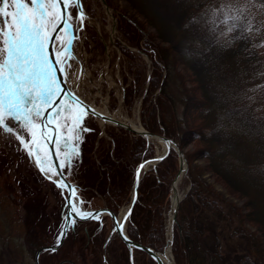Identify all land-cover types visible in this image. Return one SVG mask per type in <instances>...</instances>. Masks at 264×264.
<instances>
[{
  "label": "rangeland",
  "instance_id": "obj_1",
  "mask_svg": "<svg viewBox=\"0 0 264 264\" xmlns=\"http://www.w3.org/2000/svg\"><path fill=\"white\" fill-rule=\"evenodd\" d=\"M148 1L157 8L155 10L151 9L152 13L156 11L154 16H151L152 13L148 11L141 13L140 8L138 6L134 7L129 0H105V2L102 0H83L85 11L89 13V20L86 21L85 28L82 30L83 32L78 36L79 40H76V49L74 50L76 51V55H82L87 67L86 70L91 77L86 78L85 73L82 77L79 74L76 79L79 81L80 92L90 102L95 103L97 106H102L104 104L102 99L106 98V101H108L106 106L109 108V112H116L121 117L129 116L133 119L138 115L142 126H144L148 116L147 110L144 109L146 106L144 97L147 96V99H152L155 102L156 119L159 121L161 117L170 128L175 126V122L172 120L173 116L180 115L182 111L183 93L190 94L194 89L196 91L199 89L196 86L193 70L189 65L190 61H188L192 55L188 51L189 41H181L184 55L187 58L185 63L179 59L177 50L171 44L174 41L171 38V34L175 37L174 33L179 29L176 28L177 21L170 14V11L176 12L174 10L179 5L177 0ZM203 2L205 4L204 8H210L213 11H217L221 4H225L226 8H229L227 11L234 12L233 14L239 17H244L249 22V25H252L251 27H262L260 23H264V0H203ZM140 7L141 9L143 8L142 6ZM206 13L203 8L197 9L198 20ZM144 14L147 15L145 16ZM156 15L157 17H155ZM123 20L128 21L130 25L136 28L137 32H140V37L136 42L132 43L122 30ZM191 25H194V23H191ZM175 28L176 30H172L173 33L170 34L169 30ZM111 32L112 35L110 34ZM259 40L262 43L264 42V29L260 32ZM162 49L166 50V53L169 55L166 62L158 56V51ZM261 52L263 53L260 60L261 70L264 72V48ZM72 60L67 68L69 72L67 80L70 82L75 77V66L77 65V58ZM241 64L242 62L232 55V59H228V66L219 68L218 76L215 80L222 82L225 75L233 77L234 74H237L234 73L236 70L238 73L243 70V67L241 68L240 66ZM157 69L162 71L161 77L163 79V76H165V91H163V94H161L162 91L159 94L160 88L157 87L153 90L150 87L151 75ZM239 82L235 78L230 87L222 84L220 87H216L213 82L212 86H214L213 89L242 87L241 82ZM129 97H131L132 101L128 99ZM157 101L160 102L158 103ZM80 114L84 116L82 126L86 130L78 133L80 137L79 155L73 159L71 168H64L67 176L74 182L82 179L86 180L87 169H90L87 166H92L93 169L98 168L97 166L101 167L98 164V159L101 156L100 159L107 158L108 156L115 157L117 144L112 139L113 135L111 133H114L116 136L122 133L129 141L141 136L145 142L143 148L151 147L153 154L162 149L161 143L156 138L147 140L140 133L137 134L107 122L102 127V124L92 114L84 112L76 113L69 118L68 122L72 123ZM7 123L9 125L15 124V126L12 133L0 130V264H57L58 260L70 258L71 256H73L78 264H103V254L105 252L102 249L101 240L109 232L108 227L112 224V219L110 218H108L104 226H101L99 231L94 229V223L91 220L80 222V224H75L73 227L70 226L63 241L56 249L48 246L46 248L42 247L46 244H56L57 239L61 235L60 231L64 222L65 211V200H63L65 190L63 191L58 185L43 175L39 169H36L28 152L17 139L16 133H20L25 141H27L29 131L25 129L22 132L18 122L10 119ZM74 135V133H70V137ZM203 144L202 140L195 137L188 138L187 142L182 144V146L178 144L180 151L184 152L185 160L188 161L186 168L188 171H184L179 189L184 193V190L190 185V179L196 178L200 183L209 185L210 189L215 194H218L224 202H233L241 206L244 213H246L248 211V208L244 205L246 197L236 194L237 192L224 181L220 172L214 171L210 167L207 157L201 150ZM173 150L176 152L174 148ZM128 152L127 149L126 153ZM61 153L63 159L64 153L62 151ZM142 159L144 158L139 159V161ZM175 161L177 164H175L176 166L171 172L172 174L170 172L167 173V175L171 174L167 197L162 199L159 205L163 227V244L159 248L154 247L159 251L164 250L165 242L168 240L167 232L169 234V231L166 225L169 219L168 209L171 201V182L176 174L175 172L178 169L179 163L177 152ZM138 162L135 163L133 171L129 169L130 176L129 178L127 177L126 183L123 184L125 191L119 190L118 195H111L110 189L115 184L117 186L120 185L119 176L114 181L107 180L104 176L92 186L78 182V188H80L82 196L88 199L86 202L93 206L107 204L118 216L120 209L130 199L134 169ZM117 164L118 162L114 166H118ZM114 169L116 170V168ZM149 169H146L144 173H148ZM157 175V170L155 173L153 169L145 177H147L146 180H149L151 176L157 178ZM102 187H105V189ZM101 188L102 190H100ZM261 188H264V182L259 185L254 184L255 190ZM104 191L106 193L102 194ZM259 197L260 194L256 195V201L260 207L263 201ZM24 199H28L29 201L36 200L44 211V215L37 214L35 211L30 222L37 225L36 232L33 234L34 236H48V241L43 243L45 245L40 246L34 242L30 243L33 235L24 222L27 219L24 212ZM13 201L18 202V204ZM218 202L221 203L220 207L224 211L223 214L215 213L203 207L199 211V215L205 229L202 230L201 234L196 232L195 236L203 244L208 243L207 247H209L211 254L213 251L216 253V256L220 254L225 259L222 262L223 264H238V255L245 252L244 250H249L250 237L243 233L239 235L234 232V230L238 231V226L241 227L242 222H238L235 219V215L231 213L225 214L228 204L223 203L221 200ZM188 203L183 209L184 215L187 216L193 210L190 201ZM261 207L264 211V206ZM209 219H211L210 224L207 222ZM212 220L215 221L216 226ZM82 223L93 227L90 231L93 229V231L97 232L96 236L92 239L93 242L91 238L89 240L91 248L86 250H84L83 243L87 240V234H84V231H82ZM243 224L246 230L249 232L253 231L258 238L262 237L263 234L256 228L257 225L248 220V217L244 218ZM74 228H76L74 230L75 236L74 232H72ZM94 240L97 242L95 243ZM255 244L258 247L260 246V243L257 241ZM72 247H74L73 252ZM116 250H121L124 255L122 264H128L126 259L127 251L124 244L120 243L119 249L117 248ZM136 253L143 260L146 252L142 254L136 251ZM84 260L86 262H83ZM110 260L114 261V264L118 263L112 258ZM150 264L156 263L152 261Z\"/></svg>",
  "mask_w": 264,
  "mask_h": 264
},
{
  "label": "trees",
  "instance_id": "obj_2",
  "mask_svg": "<svg viewBox=\"0 0 264 264\" xmlns=\"http://www.w3.org/2000/svg\"><path fill=\"white\" fill-rule=\"evenodd\" d=\"M129 1L134 7L138 6L141 13H145L144 11L152 13L151 9H157L148 0ZM177 2L179 5L174 10L176 12L170 11V14L177 21L176 28L179 29L174 33L175 37L171 33L176 28L169 30L171 38L174 39L171 44L177 50L179 59L185 63L187 58L181 41H189L188 51L192 55L188 61H190L189 65L199 90L194 89L190 94L183 93L181 114L173 116L175 126L170 128L161 117L159 121L156 119L155 102L145 96L146 108L144 109L147 110L148 116L144 126L147 130L163 131L166 135L172 136L179 146L187 142L188 138L195 137L202 140L204 144L201 150L207 157L210 167L220 172L224 181L237 192L236 194L246 197L244 205L248 211L244 213L241 206L229 201L224 202L210 189L209 185L191 178L190 187L186 192L189 191V193H185V197L178 203L172 236V254L176 264H223L225 259L220 254L216 256L214 251L212 255L207 247L208 243L203 244L195 236L196 232L201 234L205 229L199 211L204 207L222 215L224 211L220 207L221 203L218 202L221 200L228 204L225 214L231 213L235 215L238 222H242V226H238V231L234 230V232L250 237L249 250H244L245 252L238 255L237 263L264 264V211L261 207L264 206V188L254 189V184L259 185L264 182V72L261 70L260 62L264 42L259 40L264 23H260L262 27H251L252 25H249L244 17L227 11L229 8L227 9L225 4H221L217 11H213L210 8H204L203 0H177ZM140 6L143 8L141 9ZM200 8L207 13L198 20L197 9ZM155 13L156 11L151 16ZM193 20L196 22L191 25ZM122 30L132 43L140 37V32H137L136 28L126 20H123ZM232 55L242 62L240 66L243 70L239 73L236 70L234 73L237 74L233 77L225 75L224 83L215 80L219 68L228 66V59L231 60ZM158 56L165 62L169 57L164 49L158 51ZM161 72L157 69L150 80V87L153 90L160 88L159 94L165 91V76L161 82ZM235 78L238 82L240 80L242 87L213 89L212 82L216 87H220L221 84L230 87ZM128 99L132 101L131 97ZM111 134L117 144L115 157L108 156L100 159L101 156L98 159L101 167L97 166L98 168L93 169L92 166H87L90 168L86 172L87 178L79 182L92 186L104 176L110 181H114L119 176L120 185L115 184L110 189L111 195H118L119 190L125 191L123 184L130 176L129 169L133 171L139 159L150 157L153 153L151 147L143 148L145 142L141 136L129 141L122 133L117 136L114 133ZM127 149L128 153H126ZM171 149L156 165L157 178L151 176L149 180H146L145 176L149 171L150 173L153 171L152 167L149 171L147 170L148 173L142 174L138 184L137 199L132 206L130 221L126 227L131 238L147 243L153 248H159L163 244L159 205L162 199L167 197L170 175L177 164L176 152ZM115 161L118 162V166H114ZM168 172L171 174L167 175ZM102 188L105 189V187ZM105 193V191L102 192V194ZM259 194V198L263 201L260 207L256 201V195ZM188 201L193 209L189 216L183 213V209L189 204ZM13 202L18 204L16 201ZM23 202L27 218L24 222L33 235L37 225L30 220L35 211L40 215H44V211L36 200L24 199ZM245 217L257 225L256 228L263 234L262 237L258 238L253 231L249 232L243 227ZM207 222L210 224L211 219ZM212 222L215 225V221L212 220ZM46 241L48 236L33 235L30 243L34 242L42 246ZM256 241L260 243L259 247L255 244Z\"/></svg>",
  "mask_w": 264,
  "mask_h": 264
},
{
  "label": "snow or ice",
  "instance_id": "obj_3",
  "mask_svg": "<svg viewBox=\"0 0 264 264\" xmlns=\"http://www.w3.org/2000/svg\"><path fill=\"white\" fill-rule=\"evenodd\" d=\"M60 3L64 4L63 13L49 11L58 9ZM73 5L78 10L76 19L82 24L84 14L79 0H48L47 3L45 0H0V42L5 53L0 60V130L13 132L15 124L9 125V119L18 122L22 132L27 129L32 137L30 141H25L20 133H16V137L28 155L35 158L39 170L46 175L51 173L49 179L58 173L55 167L49 166L50 155H41L40 144L50 143L64 153L62 160L57 158L60 161L57 167L62 173L65 167L71 168L73 159L78 157V133L86 130L82 126L83 114L78 115L69 127V118L63 114L71 111V108L56 87V69L47 55L52 34L61 26L65 34L72 28L73 18L68 9ZM25 10L30 11L31 15ZM56 39L61 48L58 63L63 64L66 59L73 58L70 51L73 37L69 36L66 41L59 37ZM38 102L45 107L41 109ZM34 121H39V138L32 131ZM44 128L49 131L45 132ZM65 132L75 135L69 137ZM58 187L69 189V206L73 213L81 219H99L98 214L94 217L93 213L81 212L72 204L71 198L76 196V190L70 185L60 181ZM70 223L74 224L75 221ZM61 235H64L63 231Z\"/></svg>",
  "mask_w": 264,
  "mask_h": 264
},
{
  "label": "water",
  "instance_id": "obj_4",
  "mask_svg": "<svg viewBox=\"0 0 264 264\" xmlns=\"http://www.w3.org/2000/svg\"><path fill=\"white\" fill-rule=\"evenodd\" d=\"M103 2H105V0H102ZM80 3V0H79ZM26 11V10H25ZM28 11V10H27ZM55 11H59L61 13H63L64 11V4L60 3L59 8L56 9ZM51 12V11H50ZM62 27V26H61ZM60 27V29H61ZM58 29L56 32H54L53 35V39L48 43L47 46V55L49 56L50 62L52 63L53 67L56 69L55 71V80H56V87H58L61 90L62 93V99L64 101H66L68 103V101L70 103H68V105L72 108V104L74 103L76 106V108H74V110H76L77 108L81 109V110H85L88 113H91L92 115H95V117L99 118L101 120V124L102 127L104 126L105 122L107 123H111L113 125H117L120 126L122 128H124L125 130H129L131 132L134 133H140L142 134L147 140H149L150 138H156V139H162L166 142V147L164 148V150H162L159 154H154L153 156H151L150 158H146V159H142L140 160L135 169H134V179H133V183H132V189H131V193H130V199L129 201L126 203V207L124 209V211L120 214V216L116 215V213L113 211V209L108 208L104 205L99 206L98 208H93V207H89L87 210L86 209H81V212H85V213H93L94 217L97 213H99L100 211L104 210L106 211L109 215H110V219H112V225H111V232L115 231L117 233V235L119 236V238L121 240H123V242L126 245L127 251H128V261L130 262V264H135V262L133 261V248H138L140 250H145L150 257L156 261V264H164L163 260L161 259V256L159 253L163 252L162 250L159 251L157 249H153L150 245H147L145 243H141L137 240H134L133 238L131 239V237L129 236L127 229H126V223L127 221L130 219V213H131V209H132V205L135 202L136 198H137V188H138V184L140 181V178L142 176V173L150 168L151 166L154 168V171L156 173V165L157 162L161 160V158H163L165 155L168 154V151L170 150V148H174L175 151L178 153V169L175 172V176L172 178V189L173 187H175L177 184V180H178V176L180 175V172L182 173L183 171H186L187 168V162L185 160V155L183 151H180V148L177 144L176 141H174L172 139V137L167 136L166 134H164L163 132H154V131H150L147 130L144 126H135L130 124L129 122H125L119 118H115L114 116L108 114V113H104L101 112L99 110H97L95 107H93V105L89 104L88 102L82 100L75 92H73V90L71 91V89H69V87L67 86L66 82H64L63 80V73L61 71V64L58 63V59H59V55L56 53V50L54 51V41H55V37L58 34V31L60 30ZM69 32V36H73V27L71 29L68 30ZM71 50V49H70ZM45 106L43 105V108ZM47 114V113H45ZM64 116L66 115L65 113L63 114ZM55 126V123L53 124V127ZM32 131L37 133V137L39 138V121H34L33 122V126H32ZM45 132H48L49 129L48 128H44ZM67 136V135H66ZM31 137V135H30ZM32 139V137H31ZM30 139V140H31ZM40 149H43V152L45 153V155H50V161H49V166L55 167L56 171H57V175L56 177L52 176L53 181H55L56 184H58V182L63 181L65 184L70 185L71 188L75 189L74 184L72 183V181L67 178L66 174L64 173V171L61 173L59 167H57V165L59 164V160L57 159L59 157V153L60 150L54 148V146L50 143L45 144V143H41L40 144ZM34 158V157H33ZM61 160V157H59ZM35 159V158H34ZM149 163L151 164L149 166ZM37 166V164H36ZM38 168V166H37ZM39 169V168H38ZM139 173V175H138ZM46 175V174H45ZM46 177L48 178V175H46ZM49 179V178H48ZM188 188V187H187ZM186 188V190H187ZM66 189V193L64 196V208L66 210L65 212V219H64V225L62 228V231L64 232L65 235V231L67 229L69 220H84L81 219L79 216H77L75 213H73L71 211V208L69 206V189L68 188H64ZM184 190V191H186ZM175 195V194H174ZM185 192L182 193V196H180L177 200L174 199L173 202L170 201L169 206H171V217L169 220V227H170V233H169V238H170V249H171V242L173 240L172 235H173V230H174V223L176 221V212L178 209V203L179 201L184 197ZM72 199V204L75 205L76 201L78 202H82L83 200L81 199V197L78 195L77 190H76V196L75 199ZM76 200V201H75ZM125 216H127V219H125ZM96 219V218H95ZM120 225H122L123 227H119ZM61 231V232H62ZM64 235H61L59 238V243L57 244H53L50 245L52 248H56L60 242L63 240Z\"/></svg>",
  "mask_w": 264,
  "mask_h": 264
},
{
  "label": "flooded vegetation",
  "instance_id": "obj_5",
  "mask_svg": "<svg viewBox=\"0 0 264 264\" xmlns=\"http://www.w3.org/2000/svg\"><path fill=\"white\" fill-rule=\"evenodd\" d=\"M45 2L47 3L48 0H45ZM50 10L51 9H49V11ZM28 15H31V12L30 11L28 12ZM54 45H55V41H54ZM41 105L42 104H40L38 102V106L40 108H42ZM78 182L79 181H76V182L73 181L72 183L74 184V186H75V188L77 190L78 195L83 200L82 201V208H86V209L89 208V207L98 208L99 206H102L101 204H99L98 206H93L91 204H88L86 202L88 199L87 198L85 199V197L82 196V194L80 192L81 190H80V188H78V184H77ZM79 186H81V185H79ZM64 194H65V192H64ZM73 199H75V197H73ZM63 200H64V195H63ZM104 206L108 207L107 204H104ZM108 208H110V206ZM97 214L99 215V219L92 218V219H84V220H74L75 221L74 224L69 222V224L67 226V229L70 228V226L73 227L75 224H80V222H84V221L91 220V221H93L92 223H94V227H95L94 229H96V230L99 231V229L101 228V226H104L106 224V221L108 220V218H110V215L106 211H104V210L100 211ZM64 218H65V211H64ZM64 218H63V221H64ZM111 225H109V227H108L109 232L107 234H105L104 237H103V239L101 240L102 241V249L105 252L103 254V261L102 262H103V264H114V261H111L110 260V258H112L113 260H115L116 262H118L117 264H122V260H124V255H123V253H122L121 250H116V249L117 248L119 249L120 243L121 244H124V242L122 240H120V238L118 237V235H117V233L115 231H112L111 232V230H110L111 229ZM91 228H93V227H89L88 224H83L82 223V231H84L83 232L84 234L85 233L87 234V240H86L85 243H83L84 250L91 248V245H90L89 240L91 238V241H92L93 237H95L96 234H97V232L96 231H93V229L90 231ZM67 229H66V233H67ZM74 230H76V228H74L72 230V232H74L73 234L75 236V231ZM58 239H57V241H58ZM94 241H95V243L97 242L96 240H94ZM61 242H60V244H61ZM48 245L49 244H46L45 247L48 246ZM124 246H125V244H124ZM73 249H74V247H72V252H73ZM133 250H134L133 251V260L136 262V264H150V263H152V261H154V260H152V258L147 253L144 254L143 260H141V257L138 256V254L136 253V251H139L142 254H143L144 251L142 252L141 250H139L137 248H134ZM126 251H127V248H126ZM126 259L128 261V251H127V254H126ZM83 262H86V260H84ZM57 264H78V262L73 258V256H71L70 258H64V259L58 260ZM128 264H130L129 261H128Z\"/></svg>",
  "mask_w": 264,
  "mask_h": 264
},
{
  "label": "bare ground",
  "instance_id": "obj_6",
  "mask_svg": "<svg viewBox=\"0 0 264 264\" xmlns=\"http://www.w3.org/2000/svg\"><path fill=\"white\" fill-rule=\"evenodd\" d=\"M105 9V8H104ZM108 11H110V10H108ZM85 13H86V11H85ZM113 13V12H112ZM84 14V13H83ZM86 19V18H85ZM117 19H119V18H117ZM109 21V20H108ZM119 21V20H118ZM99 25V24H98ZM120 29V28H119ZM116 33V32H115ZM111 35H112V32L110 33ZM75 42H76V40H74V41H72V45L70 46V49H71V52H75L76 53V51L74 50V49H76V45H75ZM57 50V54L59 55V59H60V52H61V50H58V49H56ZM190 52V51H189ZM76 56V58H78V55H75ZM58 59V60H59ZM87 59V58H86ZM73 61V60H72ZM71 61V62H72ZM85 67H84V69H82V71H81V73H80V76L82 77L85 73V76H86V78H90L91 76L88 74V71L86 70V64L84 63L83 64ZM78 63H77V65L75 66L76 67V71H75V77H74V79H73V81H71V82H69V84L70 85H72L73 87H74V89H76V90H78L79 92L81 91V90H79L80 88H79V81H77V79H76V77H78L79 76V72H80V70H78ZM68 71V70H67ZM69 73V72H68ZM72 79V78H71ZM79 80V79H78ZM103 100V102H104V104L102 105V106H97L95 103L93 104V102H91V104L93 105V107H95L97 110H99V111H101V112H106V113H108V114H110V115H112V116H114L115 118L117 117V118H119V119H121V120H123V121H125V122H129L130 124H132V125H135V126H142V123H141V121H139V119H138V115L133 119V118H131V117H129V116H126V117H121V116H119L116 112H109V108H107V106H106V103L108 102V101H106V98H103L102 99ZM141 108V107H140ZM139 108V109H140ZM138 109V110H139ZM120 113V112H119ZM97 119H98V121L101 123V120L97 117ZM158 142L159 143H161V146H162V149L159 151V153L162 151V150H164V148L166 147V142L164 141V140H162V139H158ZM157 147H159V146H157ZM161 148V147H160ZM171 150H173V149H171ZM32 158V157H31ZM186 162H188V161H186ZM42 174H44V173H42ZM45 175V174H44ZM47 175H51V174H47ZM143 175H145V174H143ZM186 175V174H185ZM46 176V175H45ZM183 176H184V171L181 173L180 172V175L178 176V184H177V182H176V186L175 187H173V189H172V191H171V193H170V195H171V201L173 202V200L174 199H178L180 196H182V190H180L179 188H180V181H182V179H183ZM53 177H56V175H54ZM139 187V186H138ZM184 189V188H183ZM188 193H189V191H188ZM188 193H186V194H188ZM175 194V195H174ZM185 197V196H184ZM170 200V199H169ZM168 200V201H169ZM75 205H76V203H75ZM76 207H78V206H76ZM125 207H126V205L125 206H123L121 209H120V212H119V216H120V214L124 211V209H125ZM169 211H168V216H169V219H168V221H167V225H166V227H168V231H169V233H170V227H169V220H170V217H171V206H169V209H168ZM117 214V213H116ZM164 221V220H163ZM164 224V223H163ZM128 226V225H127ZM167 241L165 242V248H164V251L163 252H161V253H159L160 254V256H161V259L163 260V262H164V264H175V261H174V257H173V254H172V249H170V238H169V234H168V232H167ZM140 250V249H139ZM141 251H144V252H146L145 250H141Z\"/></svg>",
  "mask_w": 264,
  "mask_h": 264
}]
</instances>
